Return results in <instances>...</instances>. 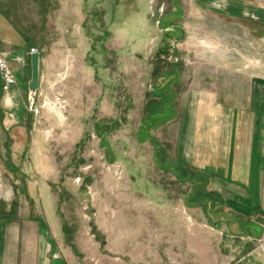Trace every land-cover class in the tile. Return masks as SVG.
Masks as SVG:
<instances>
[{
    "label": "rangeland",
    "instance_id": "1",
    "mask_svg": "<svg viewBox=\"0 0 264 264\" xmlns=\"http://www.w3.org/2000/svg\"><path fill=\"white\" fill-rule=\"evenodd\" d=\"M232 6L243 19L227 15ZM261 7L264 0L0 1L2 47L45 57L37 91L11 61L20 91L0 90V125L15 127L0 132L3 142L10 134L0 146L10 264H263L231 207L218 199L195 206L175 161L183 127L192 133L195 93L211 77L264 79ZM259 111L263 118L264 100ZM256 169L259 185L246 194L260 209Z\"/></svg>",
    "mask_w": 264,
    "mask_h": 264
},
{
    "label": "crops",
    "instance_id": "2",
    "mask_svg": "<svg viewBox=\"0 0 264 264\" xmlns=\"http://www.w3.org/2000/svg\"><path fill=\"white\" fill-rule=\"evenodd\" d=\"M244 14L242 9H235L233 6L227 11V15L232 18L243 19ZM1 18L3 15L0 10V20ZM257 21L264 24V7L258 9ZM0 36L2 37L3 33H0ZM3 39L0 41L3 42ZM59 40L67 43L65 35L60 37L51 52L54 56L63 52ZM5 42L9 40L5 38ZM1 52H5L8 61L21 69L20 79L26 80L29 90L31 62L28 50L19 46L2 47L0 44ZM44 58L40 53V66ZM249 83L251 86L247 89L237 86ZM40 84L39 77V86ZM16 87L18 79L17 85L10 91L14 98L20 91ZM1 88L0 78V90ZM263 100L264 79H250L249 76H240L238 79L231 76L211 77L209 87L200 88L195 93L192 133H186L183 125L185 134L183 140L181 138L179 141V154L175 161L188 175L181 181L192 183L190 194L195 193L197 202L200 201V204L194 202L195 206L207 209L205 201L212 204L213 200L218 199V203L226 206L227 210L231 207L233 215L248 231L245 234L249 242L258 244L252 254H258L264 264V248H259L264 240V208L256 209L258 205L256 202V206L252 204L246 194L249 190L257 189L259 185V178L257 180L253 173L255 166L259 173L263 171L264 174V117H261L262 112L259 111ZM253 103H256V106ZM1 131L14 132L15 127L7 128L6 125H0ZM8 138L10 134L4 142L0 139V146H3ZM231 193L235 194L236 199ZM241 216H246L247 219H242ZM215 226L219 227L220 224ZM10 239L9 226L5 220L0 219V264H10L12 252Z\"/></svg>",
    "mask_w": 264,
    "mask_h": 264
},
{
    "label": "built area",
    "instance_id": "3",
    "mask_svg": "<svg viewBox=\"0 0 264 264\" xmlns=\"http://www.w3.org/2000/svg\"><path fill=\"white\" fill-rule=\"evenodd\" d=\"M35 53L39 52L35 48H32L28 56L31 57V55ZM0 78L2 80V92L8 95L11 89L17 85V79L9 64L7 56L4 54H0ZM259 248H264V240L260 243Z\"/></svg>",
    "mask_w": 264,
    "mask_h": 264
},
{
    "label": "water",
    "instance_id": "4",
    "mask_svg": "<svg viewBox=\"0 0 264 264\" xmlns=\"http://www.w3.org/2000/svg\"><path fill=\"white\" fill-rule=\"evenodd\" d=\"M32 77L29 83L30 91H37L40 77V53L32 54L30 57Z\"/></svg>",
    "mask_w": 264,
    "mask_h": 264
},
{
    "label": "trees",
    "instance_id": "5",
    "mask_svg": "<svg viewBox=\"0 0 264 264\" xmlns=\"http://www.w3.org/2000/svg\"><path fill=\"white\" fill-rule=\"evenodd\" d=\"M2 91V90H1ZM153 113V112H152ZM153 116H154V113H153V115L152 114H149V119L151 118H153ZM149 119H147L148 121H149ZM147 121V122H148ZM172 166V165H171ZM170 165H166V167L167 168H170L171 167ZM177 173H178V176H180V178L182 179V180H184L185 178H187L188 177V175L186 174V171L182 168H177ZM182 175H183V177H182Z\"/></svg>",
    "mask_w": 264,
    "mask_h": 264
}]
</instances>
